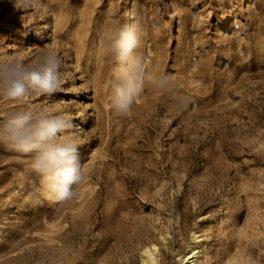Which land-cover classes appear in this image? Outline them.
<instances>
[{
    "label": "rangeland",
    "instance_id": "rangeland-1",
    "mask_svg": "<svg viewBox=\"0 0 264 264\" xmlns=\"http://www.w3.org/2000/svg\"><path fill=\"white\" fill-rule=\"evenodd\" d=\"M45 51L55 93L0 94V264H142L153 244L182 264L193 232L196 264H264V0H0V66ZM21 114L71 121L55 142L78 148L74 200H48L36 153L7 141Z\"/></svg>",
    "mask_w": 264,
    "mask_h": 264
},
{
    "label": "clouds",
    "instance_id": "clouds-1",
    "mask_svg": "<svg viewBox=\"0 0 264 264\" xmlns=\"http://www.w3.org/2000/svg\"><path fill=\"white\" fill-rule=\"evenodd\" d=\"M131 37L115 42V51L120 59H126L135 47ZM40 70H28L22 62L0 66V94L10 99H19L28 92L30 86L39 95L55 93L61 82L58 75L59 58L53 52L45 51L41 57ZM142 90L138 78L129 75L117 85L114 109L126 115ZM29 115L21 114L8 121L7 141L15 149L24 153L35 152L32 170L41 177L46 189V198L64 205L74 200L78 188L86 179L78 160V148L72 144H58L56 138L71 121L62 117L43 118L30 123Z\"/></svg>",
    "mask_w": 264,
    "mask_h": 264
},
{
    "label": "bare ground",
    "instance_id": "bare-ground-1",
    "mask_svg": "<svg viewBox=\"0 0 264 264\" xmlns=\"http://www.w3.org/2000/svg\"><path fill=\"white\" fill-rule=\"evenodd\" d=\"M250 2L251 0H247ZM222 32V31H221ZM144 68H141L142 74L144 73ZM200 241L199 235L193 232L192 243L188 246L185 253L180 257L182 264H196L199 259V249L197 247L198 242ZM159 250L156 245L145 247L142 251V264H159Z\"/></svg>",
    "mask_w": 264,
    "mask_h": 264
}]
</instances>
